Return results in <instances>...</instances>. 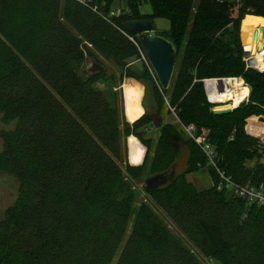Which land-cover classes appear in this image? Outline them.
Listing matches in <instances>:
<instances>
[{"label":"trees","instance_id":"trees-1","mask_svg":"<svg viewBox=\"0 0 264 264\" xmlns=\"http://www.w3.org/2000/svg\"><path fill=\"white\" fill-rule=\"evenodd\" d=\"M124 2L109 16L114 0H0V113L4 123L16 120L0 132V171L19 183L0 219V264H202L199 254L215 264H264V205L218 191L215 168L183 129L193 124L211 142L216 167L235 183L264 187V147L245 129L249 116H264V70L246 67L240 38L245 15L264 18V0ZM142 2L150 14L140 11ZM158 17L170 23L155 34L176 48L174 76L166 90L150 87L154 112L121 124L107 92L93 86L103 71L83 77L78 65L92 55L90 44L125 67L140 53L123 23ZM232 77L243 79L247 99L216 113L203 80ZM165 102L181 129L157 126L148 176L172 172L181 144L186 168L146 192L150 201L135 210L133 181L146 177L147 153L142 165H122V137L136 136L149 152L145 132ZM258 124L251 119L252 129ZM199 170L208 171L209 188L186 181Z\"/></svg>","mask_w":264,"mask_h":264},{"label":"rangeland","instance_id":"rangeland-1","mask_svg":"<svg viewBox=\"0 0 264 264\" xmlns=\"http://www.w3.org/2000/svg\"><path fill=\"white\" fill-rule=\"evenodd\" d=\"M113 8H115L116 11L126 9L124 0L123 1L114 0ZM139 8L143 14H150L151 13V6L147 2H142ZM243 18L241 19V23H240V32H242V20H243ZM152 23H153L154 33H161L163 31L168 30L170 27V23L166 18H161V17L154 18ZM258 28L253 29L252 34H251V38L254 35V31L257 30ZM263 38H264V36H263ZM248 42H249V40L245 41V40H243V37L241 38L242 46L244 43L245 48H247L246 44ZM87 46L90 49V52L92 55L87 56L78 65L77 72L81 76L87 77L90 74H92L91 72H89V67L91 66V64L93 62H97L101 66H103L104 67V70L102 72L103 75L101 76L100 79H98L93 84L94 88L105 90L107 92L108 97L111 100V103L118 108L121 124H123L124 122L132 123L134 120L138 119L141 115H143L145 113L144 107L142 108V105L140 103V101L143 98H145L144 100H145V103L148 107H151V105H153V103H152L153 98H152V92L150 90V87L152 85H159L153 69L151 68L147 59L144 61L143 59L140 58V56L137 59L130 60L128 62V64H126L125 67H122L121 65L116 63V61L114 60L113 57L101 54L99 51H97L90 44H88ZM250 49H251V47L249 48V50ZM243 50H244V47H243ZM256 52L262 53L260 65H258V68L262 69V68H264L262 65V62H263L262 59L264 56L263 55L264 51L262 52V40L261 39H258L256 41V47H255L254 53H256ZM252 55H254V54H252ZM128 73H132V74L137 75V76H140L142 73H148L149 74V76H147L148 79H146L145 81L142 82L145 86V95L143 92L144 90H142L140 92V96H139L138 91L133 86L137 95H138V102L140 105L139 106L140 112L136 118H132L128 115L129 113H134V114L136 113V106L135 107L132 105L127 106L126 101H125L124 79L126 77H130V76H127ZM173 76H174V72H173ZM132 78H133V76H132ZM144 96H146V97H144ZM216 106H218V107L230 106L231 107V105L227 104L226 102L225 103L221 102L219 105H216ZM167 109H168V106L165 102L163 108L161 109V117H159V119L156 118L155 120L156 121L160 120L161 123L166 122V123L175 124L178 129H181L180 123H178L173 111L168 113ZM252 118H255V120L258 123H262L263 127H261L258 124L257 126L254 127V129H252V125H251V119ZM262 118H264V116L251 115L247 118L246 125H245L246 131L250 135H252L253 137L258 138V139L264 138V134L261 135V133H262L261 130L264 131V122H260ZM15 125H16V120H12L8 123H4L2 121V114L0 113V132L2 130L13 129L15 127ZM159 125L156 124V122H155L154 124H152L150 126L149 130L145 132V137H151L152 141L150 144L149 152H147V148H146V146H144L146 149L145 154L147 153V156H146V161H145L146 163H145L144 171H143V177H145V176L147 177L150 174L151 162L153 159V155H154V151H155V145H156V138L158 135V127L157 126H159ZM258 129H261V130H258ZM186 135L183 134V137L185 139L188 137V136L186 137ZM130 136H134V135H128V136L122 137V145L124 148L123 153H122V160H123L121 162L122 165H125V163L130 164L129 155H128V139ZM134 137H136V136H134ZM1 150H2V140L0 138V152H1ZM187 154H188L187 146L185 144L184 145L181 144L179 149H177L174 153V157H173L174 166L172 169L173 174L181 173L186 168V161L185 160H186ZM144 159H145V156L143 158L142 163L139 165H142L144 163ZM250 164H253V162H251ZM139 165H132V166H139ZM170 171H168V172H170ZM184 177H185L186 181L192 183L199 190L209 188L210 185L212 184V181L210 179L208 171H206V170L188 172L185 174ZM142 179H144V178H142ZM139 180L133 181L134 188L136 189V200L134 203V209L135 210L138 208V206L141 202H149L150 201V197L147 195V193L141 188L140 185L136 184V181H139ZM18 189H19L18 181L12 175L0 171V219H2L4 217L5 210L7 209V207H9L10 205H12L14 203V201L18 195ZM154 211L156 213H158L159 217L161 219H163L166 223L171 224L170 227L175 233L180 234V231L177 228H175L174 225H172V222L168 219V217L162 211L158 210L157 208H154ZM129 232H130V229L127 230V235ZM194 251L195 250H193V252ZM118 253L115 256L113 262L118 257ZM197 258L199 259V261L202 264H215V260L212 258L203 257L200 254L197 256Z\"/></svg>","mask_w":264,"mask_h":264},{"label":"water","instance_id":"water-1","mask_svg":"<svg viewBox=\"0 0 264 264\" xmlns=\"http://www.w3.org/2000/svg\"><path fill=\"white\" fill-rule=\"evenodd\" d=\"M122 28L128 34H134L138 37L141 49L144 52L151 68L153 69L161 89L166 90L169 87L176 64V57H177L176 48L169 40L154 33L153 23L151 20H128L123 23ZM258 36H264V26H259V28L254 31L253 41H256ZM240 38H241V32H240ZM246 53L250 54L249 50L246 51ZM252 61L253 60L251 59L250 62L251 64H253ZM251 68L257 69L254 66H251ZM103 70L104 67L97 62H93L89 67V72L91 73L102 72ZM208 79H213V78H208ZM215 79L219 84V89H222L223 80L228 78H215ZM125 81L127 84L130 83L140 84L145 92V86L142 83L143 81L136 80L132 77H127ZM144 99L145 98H143L142 104L145 109V112L147 113L154 112L156 110L154 100L152 99L153 105H151V107H148ZM235 107L237 106H233V107L214 106L212 109L216 113H228L232 111V109H234ZM157 123L159 125L161 123L160 120H158ZM172 176H173V171L170 173H158L152 176H148L142 180L136 181V184L140 185L145 192H148L150 190L163 186L172 178Z\"/></svg>","mask_w":264,"mask_h":264},{"label":"bare ground","instance_id":"bare-ground-1","mask_svg":"<svg viewBox=\"0 0 264 264\" xmlns=\"http://www.w3.org/2000/svg\"><path fill=\"white\" fill-rule=\"evenodd\" d=\"M263 25H264L263 18L245 16L242 20L241 38L243 37V40L245 41L249 40L250 42L253 29L259 26H263ZM262 38L263 36H258L257 40L262 39ZM256 41H253L252 47L249 51L251 54H254L252 56L253 65L258 67V65H260L262 53L261 52L254 53L255 47H256ZM263 51L264 49L262 50V52ZM217 83L218 82L216 80H212V79L207 80L205 82V86L208 91V96L211 101L224 102V103L226 102L227 104L231 105V107H233V106H238L240 102L244 100L246 96L248 95V91H249L248 87L243 84V81L241 78L224 79L222 82V90H219V88L217 87L219 86V84L217 85ZM133 86L138 91L139 96H140V92L143 89L141 85L138 83H130V84L124 85L126 105L127 106L132 105L134 107L136 106V113L135 114L129 113L128 115L132 118H136L140 112V109H139L138 95ZM259 125L263 127L262 123H259ZM261 129H258V130H261ZM261 132H262L261 135H263L264 131L261 130ZM128 155H129L130 163L132 165H139L143 161V158L145 156V147L136 137H129L128 139Z\"/></svg>","mask_w":264,"mask_h":264},{"label":"built area","instance_id":"built-area-1","mask_svg":"<svg viewBox=\"0 0 264 264\" xmlns=\"http://www.w3.org/2000/svg\"><path fill=\"white\" fill-rule=\"evenodd\" d=\"M77 1H79L83 4H86V5L91 3V0H77ZM119 1H123V0H119ZM219 1H223V0H219ZM231 1L239 2L240 0H231ZM91 8L93 11L98 12L97 6L94 5V6H91ZM118 13H119V11H116L115 8H113V6H112L110 9V12H109V16H113V15H116ZM121 32L124 35H126L138 47L139 53H140V58L145 61L147 58H146L144 52L142 51L141 47L137 44V42L127 32H125L123 28L121 29ZM244 51H245V55L243 57V60L246 63V67H250V68H251V66L256 67L255 65L250 63L253 55L251 53L247 54L246 51H248V50H246L245 47H244ZM263 55H264V53H263ZM256 68H257V70H264V68L263 69H260L258 67H256ZM232 78H237V77H232ZM228 79H230V78H228ZM207 80H211V79H204L203 80L204 85H205V82ZM212 80H216V79L213 78ZM242 81H243V79H242ZM243 84H244V81H243ZM217 85H218V83H217ZM217 87L219 88V86H217ZM204 89H205L207 100L210 103L214 104V106L219 105L221 103V102L211 101L209 96H208V91H207L206 86H204ZM219 90H222V89H219ZM246 99H247V96L244 100H246ZM244 100H242V101H244ZM183 129H184V132L187 134V136L189 138H191L198 145V147L201 149V151L206 156L207 163H208L207 166H212L215 168V171L218 174V181L215 184V186H216V189L218 191H226L227 193H229L233 197L244 198L247 200L248 203H256L258 205H264V187H263V185H260V186H242V185L235 183L231 179V177L226 176L222 170H220L219 168L216 167V164H215L216 151H215L214 146L211 144V142L209 140H207L204 136L198 135L196 133V128L193 124H188V125L184 126ZM259 145L261 147H264V138L259 139Z\"/></svg>","mask_w":264,"mask_h":264},{"label":"crops","instance_id":"crops-1","mask_svg":"<svg viewBox=\"0 0 264 264\" xmlns=\"http://www.w3.org/2000/svg\"><path fill=\"white\" fill-rule=\"evenodd\" d=\"M245 16H252V17H257V18H262V17H259V16H254V15H245ZM264 19V18H263ZM264 26V25H263ZM258 28V27H257ZM256 29V28H255ZM262 40V50L264 49V38H262L261 39ZM252 43H253V37L251 38V41H250V43L248 42L247 44H246V49L247 50H249V48L248 47H252ZM264 53V52H263ZM263 61V60H262ZM262 65H263V67H264V63L262 62ZM127 78V77H126ZM126 78L124 79V84L126 85L127 83H126ZM143 89V88H142ZM144 90V89H143ZM248 90H249V88H248ZM144 92V91H143ZM145 93V92H144ZM249 93V92H248ZM142 101H143V99H142ZM142 101H141V105H142V108H143V104H142ZM140 106V105H139ZM145 110V109H144ZM145 151H146V149H145ZM131 164V163H130ZM132 165V164H131Z\"/></svg>","mask_w":264,"mask_h":264}]
</instances>
